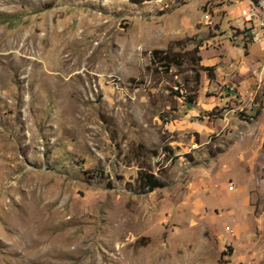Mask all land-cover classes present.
<instances>
[{
	"label": "rangeland",
	"instance_id": "374dc122",
	"mask_svg": "<svg viewBox=\"0 0 264 264\" xmlns=\"http://www.w3.org/2000/svg\"><path fill=\"white\" fill-rule=\"evenodd\" d=\"M245 7L0 0V264H264Z\"/></svg>",
	"mask_w": 264,
	"mask_h": 264
},
{
	"label": "built area",
	"instance_id": "2783aa9c",
	"mask_svg": "<svg viewBox=\"0 0 264 264\" xmlns=\"http://www.w3.org/2000/svg\"><path fill=\"white\" fill-rule=\"evenodd\" d=\"M242 28L254 44H264V0H245Z\"/></svg>",
	"mask_w": 264,
	"mask_h": 264
},
{
	"label": "trees",
	"instance_id": "16d2710c",
	"mask_svg": "<svg viewBox=\"0 0 264 264\" xmlns=\"http://www.w3.org/2000/svg\"><path fill=\"white\" fill-rule=\"evenodd\" d=\"M246 33V32H245ZM248 36V33H246ZM154 53H159V51H154ZM164 60H167V57H165ZM189 103H192V100H190ZM138 180L142 184L143 189L153 190L156 186H158L160 183L158 179L151 173H148L146 171H140Z\"/></svg>",
	"mask_w": 264,
	"mask_h": 264
}]
</instances>
